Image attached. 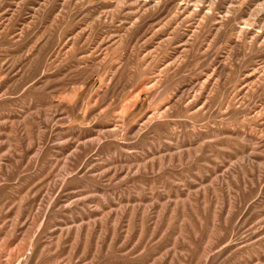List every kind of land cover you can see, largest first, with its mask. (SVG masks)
<instances>
[{
	"label": "rangeland",
	"instance_id": "1",
	"mask_svg": "<svg viewBox=\"0 0 264 264\" xmlns=\"http://www.w3.org/2000/svg\"><path fill=\"white\" fill-rule=\"evenodd\" d=\"M0 264H264V0H0Z\"/></svg>",
	"mask_w": 264,
	"mask_h": 264
}]
</instances>
